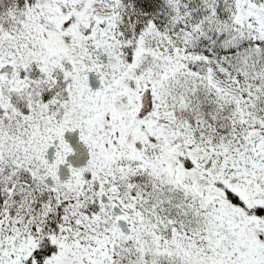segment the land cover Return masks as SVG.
<instances>
[{"label": "snow or ice", "instance_id": "snow-or-ice-1", "mask_svg": "<svg viewBox=\"0 0 264 264\" xmlns=\"http://www.w3.org/2000/svg\"><path fill=\"white\" fill-rule=\"evenodd\" d=\"M0 264H264V0H0Z\"/></svg>", "mask_w": 264, "mask_h": 264}]
</instances>
